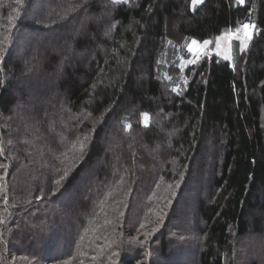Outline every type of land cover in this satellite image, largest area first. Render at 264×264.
<instances>
[{"label":"trees","instance_id":"1","mask_svg":"<svg viewBox=\"0 0 264 264\" xmlns=\"http://www.w3.org/2000/svg\"><path fill=\"white\" fill-rule=\"evenodd\" d=\"M0 49V264H264V0H0Z\"/></svg>","mask_w":264,"mask_h":264},{"label":"rangeland","instance_id":"2","mask_svg":"<svg viewBox=\"0 0 264 264\" xmlns=\"http://www.w3.org/2000/svg\"><path fill=\"white\" fill-rule=\"evenodd\" d=\"M235 31V30H234ZM234 31H227V32H234ZM226 33V32H225ZM224 33V34H225ZM254 30H253V35H254ZM236 38L235 37H233L232 39H231V41H229V40H222V41H219V44H220V47L219 48H217V43H218V41H217V38L214 40V41H212V43L210 44V45H208V47L204 50V53L205 54H202L201 56H199L200 58L202 57V56H204V55H206V53H214L215 55H217L218 57H220L221 59H224V60H230V61H234V53H233V50H234V45H233V42H234V40H235ZM196 40V39H195ZM197 42H198V44H202V43H200L198 40H196ZM240 41V40H239ZM191 43H189V45H190ZM188 45V46H189ZM229 48H230V51H229ZM188 49V48H187ZM244 50H246V49H243V51ZM225 55H229L231 58L230 59H225ZM196 59V58H195ZM187 64V63H186ZM184 67H185V63H184ZM58 211H59V209H58ZM182 216V215H181ZM181 223H179V221H173L172 222V228H174V229H172V231H170V234H169V237H171L172 239H174V242L176 243V246H178L179 247V245H181V244H184L183 242H185V240L187 241V233H188V228H186V227H183V226H181L180 225ZM17 228H19V227H17ZM17 228H16V230H17ZM190 230V229H189ZM17 231H19V233H20V229L19 230H17ZM191 232H192V230H190ZM190 232V233H191ZM192 234V233H191ZM188 240H190L189 239V237H188ZM247 240V243H249V244H252V245H255V248H256V252H258V253H262L263 251H264V235L263 236H258V237H256L255 235L254 236H252V237H249L248 239H246ZM155 245H157L158 246V244H155ZM156 247V246H155ZM238 253H240V252H238ZM191 254L193 255V252H191ZM192 255L190 256V258H191V260L189 259V260H186L185 261V259L186 258H188V257H186L185 255H181V256H179L180 257V259H182L181 261H185V263L184 264H192V262H194V256L192 257ZM178 257V258H179ZM158 259V257H157V252L155 253L154 252V250L153 249H150V250H145V252H144V255H143V258L141 259V260H139L138 261V263L137 264H149V259ZM172 258H174L173 256H172ZM177 258V256L175 257V259H177V260H179ZM19 259V261H24V259L22 258V257H20V258H18ZM23 259V260H22ZM149 260V261H148ZM154 260V261H155ZM123 262L125 263V261L123 260ZM21 264H22V262H21ZM27 264H33V261L31 260V259H27ZM126 264V263H125ZM238 264H247V260L245 261V260H243L242 258H239L238 259Z\"/></svg>","mask_w":264,"mask_h":264},{"label":"snow or ice","instance_id":"3","mask_svg":"<svg viewBox=\"0 0 264 264\" xmlns=\"http://www.w3.org/2000/svg\"><path fill=\"white\" fill-rule=\"evenodd\" d=\"M198 3H203V0H192V4H193V9L195 10V5ZM238 3H244V0H238ZM256 28V25L254 23H244L241 24L239 27H237L235 29L234 32H226L225 34L221 35L220 37L217 38V48L220 47L219 41L222 40H229L231 41V39L233 37H235L237 40H240V48L241 50L246 49L248 47L249 42L252 40L253 37V30ZM212 43V41L210 40H204L202 44H198V42L196 40H192L191 44L188 46V50L189 52H191L193 54L194 57L199 58V56H201L204 53V50L208 47V45H210ZM230 51V48H229ZM3 56V51L2 49H0V57ZM231 57L229 55H225V59H230ZM196 59L190 60L188 61V63H195ZM170 79V78H169ZM186 82V80H185ZM177 88H174L173 91H177ZM143 116L144 119V124L145 126L148 125L149 122V114L148 113H142L141 114ZM128 128H131V125L128 124L127 125ZM83 144H81V151H83ZM0 151H3L2 148H0ZM181 177H183V173H181ZM57 183H59V181H57ZM180 182L177 181L176 182V187H179ZM169 188H172V185H169ZM173 194H174V190H173ZM5 203L7 204V200H5ZM141 227H143V225H141Z\"/></svg>","mask_w":264,"mask_h":264},{"label":"water","instance_id":"4","mask_svg":"<svg viewBox=\"0 0 264 264\" xmlns=\"http://www.w3.org/2000/svg\"><path fill=\"white\" fill-rule=\"evenodd\" d=\"M191 43V42H190ZM188 48V47H187Z\"/></svg>","mask_w":264,"mask_h":264}]
</instances>
